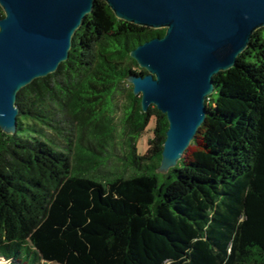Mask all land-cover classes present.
I'll list each match as a JSON object with an SVG mask.
<instances>
[{
  "label": "trees",
  "instance_id": "1",
  "mask_svg": "<svg viewBox=\"0 0 264 264\" xmlns=\"http://www.w3.org/2000/svg\"><path fill=\"white\" fill-rule=\"evenodd\" d=\"M165 33L98 0L69 59L19 91L16 133L0 130V264H264V28L214 77L196 151L159 174L167 117L130 86L117 134L113 101L147 74L129 53ZM117 147L124 169L101 177Z\"/></svg>",
  "mask_w": 264,
  "mask_h": 264
},
{
  "label": "water",
  "instance_id": "2",
  "mask_svg": "<svg viewBox=\"0 0 264 264\" xmlns=\"http://www.w3.org/2000/svg\"><path fill=\"white\" fill-rule=\"evenodd\" d=\"M98 0H0V130H17L18 93L69 59L72 39ZM121 21L165 29L129 56L146 75L129 74L141 108L167 117L162 160L167 174L183 158L207 118L214 77L237 64L264 28V0H102Z\"/></svg>",
  "mask_w": 264,
  "mask_h": 264
},
{
  "label": "rangeland",
  "instance_id": "3",
  "mask_svg": "<svg viewBox=\"0 0 264 264\" xmlns=\"http://www.w3.org/2000/svg\"><path fill=\"white\" fill-rule=\"evenodd\" d=\"M130 86L131 85L128 82L126 84H124V86H123L124 91H122V93H118L115 96L114 101H113L114 105L116 106V110H115L116 111V113H115V125H116L117 134H120V132L122 131L123 126H124L123 125V123H124L123 122V113H124V107H125V105L127 103L128 92H129ZM203 130H204L203 127H201L199 129L198 134H197V139L198 140H200V138L202 137ZM150 135H151V133H148V134L144 135L142 138H140L139 141H138V145L140 147H143L144 151H146V149H147V141H148ZM116 141L119 142L118 139H116ZM196 149H197V147L195 145L194 146H190L189 149L187 150L186 155L184 157L186 159L189 158L191 156V154L196 151ZM139 153L140 154L142 153V148H140ZM81 154L82 155L92 156L91 152H89V151H87L85 149H82V153ZM113 155L114 156L106 155V158L100 160L103 163H105L109 158H112V159H110L107 162L105 167H102L99 170L98 174L101 177L108 176L110 174V172L113 171L114 169H115V171H122L124 169L123 168L124 162L121 161L123 159V157H122V153H121L119 147H117L114 150Z\"/></svg>",
  "mask_w": 264,
  "mask_h": 264
},
{
  "label": "flooded vegetation",
  "instance_id": "4",
  "mask_svg": "<svg viewBox=\"0 0 264 264\" xmlns=\"http://www.w3.org/2000/svg\"><path fill=\"white\" fill-rule=\"evenodd\" d=\"M87 36H88V37H90V36H91V32H90V33H88V34H87Z\"/></svg>",
  "mask_w": 264,
  "mask_h": 264
}]
</instances>
